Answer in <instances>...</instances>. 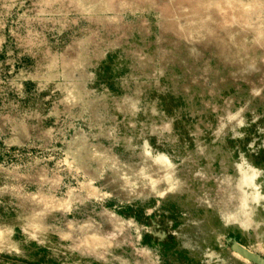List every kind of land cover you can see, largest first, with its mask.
Returning a JSON list of instances; mask_svg holds the SVG:
<instances>
[{
    "label": "rangeland",
    "instance_id": "rangeland-1",
    "mask_svg": "<svg viewBox=\"0 0 264 264\" xmlns=\"http://www.w3.org/2000/svg\"><path fill=\"white\" fill-rule=\"evenodd\" d=\"M0 264H264V0H0Z\"/></svg>",
    "mask_w": 264,
    "mask_h": 264
},
{
    "label": "water",
    "instance_id": "water-1",
    "mask_svg": "<svg viewBox=\"0 0 264 264\" xmlns=\"http://www.w3.org/2000/svg\"><path fill=\"white\" fill-rule=\"evenodd\" d=\"M239 250H241V251H243V252H244V249H243V248H241V247H239ZM254 258H256V257H254Z\"/></svg>",
    "mask_w": 264,
    "mask_h": 264
}]
</instances>
